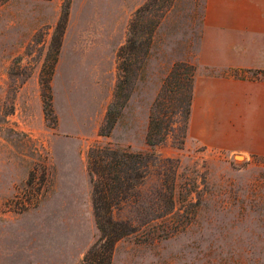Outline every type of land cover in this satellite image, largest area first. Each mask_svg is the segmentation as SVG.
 <instances>
[{"label": "rangeland", "instance_id": "1", "mask_svg": "<svg viewBox=\"0 0 264 264\" xmlns=\"http://www.w3.org/2000/svg\"><path fill=\"white\" fill-rule=\"evenodd\" d=\"M145 1L0 0V264H80L99 235L93 206L91 214L85 201L76 207L68 201V214L57 209L65 203L57 177L61 169L79 173L93 144L148 154L147 165L139 164L144 177L112 207L113 217L128 220L133 230L115 241L109 264H264V61L252 68L203 67V0H157L153 11L162 15L141 69L138 61L119 70L117 52ZM257 2L264 8V0ZM79 4L91 11H79ZM63 11L50 79L53 114L45 116L41 75L48 76L47 54ZM119 40L124 43L117 48ZM114 51L115 86L106 81L99 87L96 56L107 64ZM180 61L194 65V81L210 74L238 79L235 90L252 92L233 107L242 118L213 112L199 88L182 144L173 131L162 142L131 149L142 142L137 109L145 102L146 134L151 102ZM132 93L136 104L127 108ZM100 98L106 104L99 123ZM219 107L224 112L232 105ZM111 119L109 133L97 134ZM170 191L173 206L153 217L167 207Z\"/></svg>", "mask_w": 264, "mask_h": 264}, {"label": "trees", "instance_id": "2", "mask_svg": "<svg viewBox=\"0 0 264 264\" xmlns=\"http://www.w3.org/2000/svg\"><path fill=\"white\" fill-rule=\"evenodd\" d=\"M157 0H146L139 6L130 19L125 43L117 52V67L123 72L139 61L141 69L148 53L152 35L162 14L153 11ZM158 15V16H157ZM67 11H63L55 26L53 46L48 56L52 57L48 76L41 75L43 111L45 116L52 112V92L50 86L54 63L59 52L61 37L65 28ZM195 67L187 61L175 62L163 79L148 114L145 141L149 145L162 142L169 133L176 131L179 145L182 144L187 128L193 97ZM108 120V119H107ZM114 124L111 119L108 127L102 124L99 134H108ZM148 154L142 151L132 152L119 150L110 145L93 144L88 150V173L92 183L93 214L99 235L86 250L80 264H109L115 241L133 230L128 220L116 219L112 207L119 201L128 198L129 189L135 186L145 175L139 170V164L146 166ZM171 191L164 198L162 216L173 206ZM167 210V211H166Z\"/></svg>", "mask_w": 264, "mask_h": 264}, {"label": "crops", "instance_id": "3", "mask_svg": "<svg viewBox=\"0 0 264 264\" xmlns=\"http://www.w3.org/2000/svg\"><path fill=\"white\" fill-rule=\"evenodd\" d=\"M84 5H78L79 11H91L90 6L85 7ZM258 6L257 0H203L200 22V52L202 54L200 64L203 67L218 71L221 69L252 68L257 63L261 64L264 61V8ZM107 10L109 11L110 8ZM46 12L48 13L49 9ZM53 13L57 16L58 8L56 6L53 8ZM128 17L129 14L125 18V24L128 22ZM39 25L40 23L36 24L35 27ZM123 43L124 40H119L116 47L118 48ZM96 58L98 60L95 67L97 71L96 76L98 80H102L98 86H105V82L108 81L109 88H114L117 80L116 51L112 52L110 57L107 56V64L100 63L103 57L100 60L98 56ZM199 88H204L203 93L200 95L203 96V101L210 104L212 111L223 113V117L228 120L241 119V113L238 111V108L233 109V107L239 102L240 98L246 102L247 98L252 97V92H240L234 89L240 88V81L238 79L225 78L222 75L215 74L207 75L202 82L197 78L193 84L191 116L194 110V102L199 94ZM221 102L231 104V110L221 112L219 107ZM98 103L102 105L101 118L98 121L100 123L104 118L105 98H100ZM135 104L136 95L132 93L128 99L127 108H130V106L134 107ZM140 108L142 115V142L137 145H129L133 150L145 149L146 147L145 102H141L140 107L137 109L138 113L140 112ZM139 126L137 124V128ZM188 131L190 133L192 131L191 122H189ZM196 135L201 136V130ZM81 168L79 173L68 169L59 170L57 192L63 196L66 204L63 203L65 206H62L63 204L58 203L56 207L57 209L65 210V214H68L66 211L68 209V201H74L73 204H70V202L68 205L75 207L78 203L80 204L85 201L84 208L86 213H92V188L87 165L84 163ZM78 208L83 209L82 206Z\"/></svg>", "mask_w": 264, "mask_h": 264}, {"label": "bare ground", "instance_id": "4", "mask_svg": "<svg viewBox=\"0 0 264 264\" xmlns=\"http://www.w3.org/2000/svg\"><path fill=\"white\" fill-rule=\"evenodd\" d=\"M236 157H239L240 155L239 154H235Z\"/></svg>", "mask_w": 264, "mask_h": 264}]
</instances>
